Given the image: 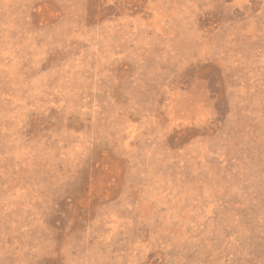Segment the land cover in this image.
<instances>
[{
	"label": "rangeland",
	"instance_id": "374dc122",
	"mask_svg": "<svg viewBox=\"0 0 264 264\" xmlns=\"http://www.w3.org/2000/svg\"><path fill=\"white\" fill-rule=\"evenodd\" d=\"M0 264H264V0H0Z\"/></svg>",
	"mask_w": 264,
	"mask_h": 264
}]
</instances>
